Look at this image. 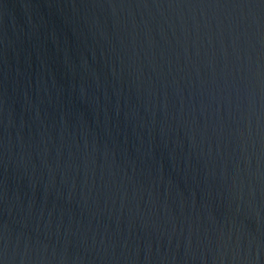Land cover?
<instances>
[{
	"label": "water",
	"instance_id": "1",
	"mask_svg": "<svg viewBox=\"0 0 264 264\" xmlns=\"http://www.w3.org/2000/svg\"><path fill=\"white\" fill-rule=\"evenodd\" d=\"M0 264H264V0H0Z\"/></svg>",
	"mask_w": 264,
	"mask_h": 264
}]
</instances>
